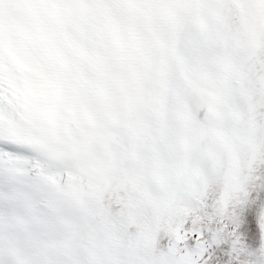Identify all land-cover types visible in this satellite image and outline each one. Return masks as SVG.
Segmentation results:
<instances>
[{
  "label": "rangeland",
  "instance_id": "1",
  "mask_svg": "<svg viewBox=\"0 0 264 264\" xmlns=\"http://www.w3.org/2000/svg\"><path fill=\"white\" fill-rule=\"evenodd\" d=\"M118 1L119 12L140 18L139 24L129 26L128 35L143 37L142 27L147 26L146 40L155 54L174 48L178 55V76L163 91L162 105L153 109L149 122L158 129L160 142H141L138 167L127 172L126 192L104 198L63 241L49 237L48 227L41 226L40 249L28 252L30 260L19 261L16 253L10 261L47 264L55 249L65 251L68 262L71 253L88 252L93 258L89 264H216L220 250L224 264H264V0H211L203 26L191 24L194 31L181 36L183 23L176 11L162 16L156 6L164 1L177 5L176 0ZM147 1L155 9L150 20ZM192 5L187 14L195 18L201 5L198 0ZM34 8L41 10L42 4L0 0V28L29 27ZM169 16L180 27L168 28L163 19ZM123 27L114 31V40L127 36ZM167 30H175V36ZM100 93L108 95V89ZM135 176H141L137 185ZM105 216L110 225L103 228ZM11 237L0 238V252ZM94 240L97 247L106 241V251L92 252Z\"/></svg>",
  "mask_w": 264,
  "mask_h": 264
},
{
  "label": "bare ground",
  "instance_id": "2",
  "mask_svg": "<svg viewBox=\"0 0 264 264\" xmlns=\"http://www.w3.org/2000/svg\"><path fill=\"white\" fill-rule=\"evenodd\" d=\"M193 1L154 3L162 16L176 11L174 14L181 17V36L194 31L191 24L200 28L209 13L211 0H198L201 14L189 17L187 10ZM34 3L36 7L41 3L42 9L34 8L29 27L0 28V238L12 234L0 252L5 255L0 264H13L10 260L16 253L19 261L30 260L28 252L40 249L44 238L41 226L48 227L49 237L63 241L104 198L127 191V172L138 167L141 142L152 139L154 146L160 142L158 129L149 122L154 119L153 109L162 105L163 91L170 90L172 78L178 76L174 48L168 47L164 53L158 49L155 54L152 43L146 40L147 26L142 27L143 37L128 35L129 26L140 18L136 21L119 12L118 0ZM151 3L149 20L155 15ZM170 17L163 19L168 28L180 27L181 22ZM119 25L128 30L127 36L115 38L116 43L113 33ZM103 87L108 95L100 93ZM36 142L48 143L52 153L45 155L44 148L39 149L41 156L29 154L31 143ZM140 180L141 176H135L133 182L137 185ZM9 193L13 194L11 199ZM100 225H110L109 217ZM86 241L88 246L89 236ZM107 247L106 241L97 247L94 240L91 250L105 252ZM64 252L54 249L47 264L93 262L88 252L71 253L68 262ZM85 257L88 261L84 262Z\"/></svg>",
  "mask_w": 264,
  "mask_h": 264
},
{
  "label": "snow or ice",
  "instance_id": "3",
  "mask_svg": "<svg viewBox=\"0 0 264 264\" xmlns=\"http://www.w3.org/2000/svg\"><path fill=\"white\" fill-rule=\"evenodd\" d=\"M12 193H9V198L11 199L12 198ZM249 228L250 230L252 229V225L250 224L249 225ZM217 256H218V259H217V262L216 264H224V259L225 257L223 256V254L220 252V250H217Z\"/></svg>",
  "mask_w": 264,
  "mask_h": 264
}]
</instances>
